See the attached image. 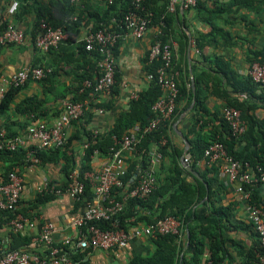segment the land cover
<instances>
[{
    "label": "trees",
    "instance_id": "1",
    "mask_svg": "<svg viewBox=\"0 0 264 264\" xmlns=\"http://www.w3.org/2000/svg\"><path fill=\"white\" fill-rule=\"evenodd\" d=\"M48 0L41 7V12L38 15V27L41 20L45 19L55 28L62 27L71 36V30L78 27L83 20L85 9L80 5L83 0ZM255 0H198L197 4L192 7L196 8L204 21L212 26L213 30L221 35V38L226 40V35H230L224 27L225 23L231 22L229 10L236 7L237 9L245 6H250ZM106 3V2H105ZM170 0H145L141 3L140 8L137 6L136 0H116L112 4H106V9L95 21L91 31L95 32L103 27L113 25L118 28V24L124 19L125 15L130 11H138L143 14H150V27H154L157 31L162 30V34H156L154 40L158 37L166 43H178V51L174 48V71L178 73L177 83L179 86V95L177 97V107L171 120H164L158 128L147 131L146 128L150 123L158 117V113L153 110V105L163 95V89L155 78L150 80L147 89L139 92L137 98L130 100L129 109L121 112L114 126L104 133L95 132L88 129L87 125L91 122L92 112L90 108L111 109L114 105L116 96L120 93V74L116 75V83L112 88L110 97L103 103L96 102L97 92L95 85L97 78L83 77L79 88L72 100L84 102L89 101V108L85 115L77 120H74L72 125H75L74 130L69 133V136L63 146L51 147L50 149L36 148L35 155L39 158V163L46 164H61V173L64 177L63 183L59 184L64 187L68 183L70 173L74 169H79L86 183V189L81 195V200L76 201L75 211H80L83 208L84 201L87 197H94L93 186L89 178L85 175L94 170L92 161L96 154L109 156L111 148L115 144L114 136L121 138L125 133H128L135 125L139 124L142 128L141 142L136 149L130 153L128 169L123 180L127 190H130L136 184L135 174L141 168H146L150 163V153L157 149L163 154V159L158 170V187L146 197H128L125 200L124 208L116 214L111 220L96 221L94 224L104 228H114L113 223H118L119 227L126 230L140 224L156 223L157 221L167 217L175 216L185 222L186 230L190 233V248L192 249L189 255H186L184 247L186 245V231L182 238L173 234H157L147 237L149 245L152 247L150 254L135 255L129 261V264H225L226 261H241L240 264H260L261 257L264 255V247L255 232L254 242L247 247L242 241L230 238L225 234L223 220L227 219L230 222L231 207L223 208V206L212 207L215 223L208 225L193 224L194 218L193 207L197 199H202L206 196L209 189V195L213 193L211 185L206 187L204 181L192 175L181 163L183 150L179 149L173 142L171 132L173 122L186 110L194 98V93L190 85L189 76L184 74L181 68L182 57L186 59L189 49V36L182 24L181 15L182 7L178 5L175 12L169 10ZM21 4L18 11L13 16L14 19L19 15ZM188 10V9H184ZM76 17V18H75ZM8 20H4V16H0V30L6 27ZM119 29V28H118ZM120 31H124L119 29ZM220 38V39H221ZM153 40V41H154ZM215 40V39H214ZM216 39L215 41H218ZM215 41H213L215 43ZM83 50L87 56H94L98 64L99 55L96 52L92 54L86 50L85 42L83 41ZM200 52L203 48V41L199 39ZM119 46H116L115 52ZM181 57H179V55ZM91 54V55H90ZM255 61L264 63V59L255 56L251 64ZM147 73H153L159 64L158 61L151 62L149 52L145 59ZM38 65V64H35ZM99 76V75H98ZM252 84L255 86L251 89H246L241 92H246L251 98L261 100L263 104L248 101V99L240 100L237 97H232L227 90L214 89V92L223 98L226 103L221 109L211 111L205 103L204 98L199 90L200 82H197V103L194 107L193 123L191 132L194 133V143L189 153L192 158V166L197 168L198 163L202 162L205 157L206 148L215 141L222 142L228 153L239 160L245 167L253 171L255 176H258L260 169L264 171V117H260L256 110L258 107L264 108V88L254 82L249 74ZM47 78V77H46ZM34 80L43 81L45 80ZM86 80L92 81V86H86ZM27 84V83H26ZM24 86V85H23ZM23 86L12 85L5 93L0 103V115L6 113L14 99L17 97ZM256 87L262 88L263 94H256ZM33 98V97H32ZM18 104V113L35 112L32 108L33 99ZM182 103H185L182 105ZM234 106L238 108L243 119L246 121V132L242 136L234 134L232 128L227 123L223 115L225 106ZM62 112V111H61ZM8 136L14 137L20 133L13 132L9 127ZM87 144V146H86ZM83 146L84 154L81 158L76 153V147ZM0 159L6 162L5 172L2 177L8 180L10 172L17 166L28 168L32 161L28 157L27 149L20 148L12 151L9 149H0ZM167 160L172 161L170 172H164ZM162 172L160 173V171ZM205 171L213 172L218 175L219 170L216 165L205 166ZM192 176V179H190ZM194 181L197 183H194ZM59 182V181H57ZM246 189L252 191L250 205H257L264 209V188L262 182H252L245 184ZM56 194L51 192L37 193V195L28 201L21 199L16 212H20L25 216L33 218L37 213L35 210L45 205L47 202L56 198ZM118 198H122L118 194ZM15 213L13 211L0 210V221L2 223L9 222ZM0 222V223H1ZM252 226V224L250 223ZM253 228V226H252ZM254 229V228H253ZM87 231V227H83ZM255 231V230H254ZM32 237L23 232L13 230L12 240L8 244L10 249H18L30 245ZM64 252L68 253L74 262L86 261L87 251L72 249L71 244L59 243ZM208 252L207 260L204 261V255ZM87 264V262H86Z\"/></svg>",
    "mask_w": 264,
    "mask_h": 264
},
{
    "label": "crops",
    "instance_id": "2",
    "mask_svg": "<svg viewBox=\"0 0 264 264\" xmlns=\"http://www.w3.org/2000/svg\"><path fill=\"white\" fill-rule=\"evenodd\" d=\"M11 2L12 0H0V16H7V8ZM47 2L48 0H20L19 15L15 19L13 16L9 19L24 29L27 37L24 44H11L0 50V88L4 87L7 92L12 86L10 79L13 74L27 65L41 64L51 67L53 71L43 81L32 80L25 84L9 110L0 115V123L7 132H9L8 127L13 132L20 133L34 123L53 124L61 115L63 102L66 99H73L77 93L83 77L97 78L99 75V66L95 57L85 54L82 43L95 21L105 11V0H83L84 4L81 3L80 6L86 11L81 23L71 30V36L69 35L68 40L60 47L44 52L36 48L35 36L38 31L37 19L41 12L40 9ZM181 12V21L192 47L190 51L188 49L186 59L182 57L180 66L184 74L189 76L194 93L192 103L173 122L171 132L174 144L183 150L180 159L183 165V158L189 153L194 143L191 126L194 120V107L197 103V82L201 81L199 90L211 111L221 109L226 103L214 92V89L227 90L232 97H237L240 100L248 99V101L263 104L261 100H255L248 93L241 91L254 86L249 76L253 57L259 56L264 59V0H255L250 6L239 9L234 7L229 10L231 22L224 25L225 29L230 32V35H226V40L221 38V35L203 20L196 8ZM157 32L154 27H150L144 37L138 38L126 31L116 51L120 74V93L116 96L111 109L90 108L92 120L87 125L88 129L100 133L108 131L114 126L117 116L129 109L132 92H141L148 88L150 79L147 76L145 59ZM199 39H202L204 43L200 53L197 52L200 48ZM214 39L219 40L215 41ZM174 48L178 51L177 42H174ZM90 53L92 54V52ZM177 55L181 57L178 52ZM256 94H263L262 88L256 87ZM109 97L110 94L97 93L96 102L103 103ZM30 98L33 99L32 108L34 107L36 111L25 114L18 113L17 105L25 102L26 99L30 100ZM86 101L89 103L88 100ZM100 109L103 111L101 112ZM256 112L260 117H264L263 107H258ZM74 127L75 125H72L71 131L74 130ZM76 153L81 158V155L84 154V147L77 146ZM125 158L129 162L130 153H125ZM107 159L108 156L96 154L92 161L94 170L89 172V175L97 171ZM172 166V161L167 160L164 172L171 173ZM5 167L6 162L0 159V176L5 172ZM17 167L23 173L26 182V189L22 196L24 201L32 200L37 195V187L43 182L50 180L61 184L64 181L61 164H37L32 168ZM194 169L199 176L190 173L204 181L207 189L211 185L213 193L210 197L208 189L204 198L196 200L193 207L196 221L194 219L193 224L215 223L216 218L212 209L214 205L216 207L223 206L224 209L231 207L230 222L227 219L223 220L224 227L220 229L224 230L230 238L242 241L247 247L251 246L254 242L255 231L249 221V203L239 199L236 184L222 174L215 175L213 172L205 171L203 164H199ZM194 183L196 182L194 181ZM93 199L94 197H87L82 209L93 202ZM75 206L76 201L70 194L64 193L56 196L55 199L35 210L37 214L33 218L41 216L42 218L38 219L34 229L26 231L25 234L36 236L41 233L42 225L46 221H53L57 227L54 236L56 241H63L66 237L76 235L77 231L69 224L71 215L76 213ZM12 235L13 229L7 223L1 222L0 241L9 244ZM185 240L183 255L184 253L189 255L192 249L190 248L188 230H186ZM27 248L37 254H44L46 250L42 244L28 245ZM151 251L152 247L147 238H134L127 247L92 251L87 253L86 261L74 262V264H86V262L87 264H129V260L135 255H147ZM207 256L208 252L206 251L203 258L205 262ZM240 263L241 261L225 262V264Z\"/></svg>",
    "mask_w": 264,
    "mask_h": 264
},
{
    "label": "built area",
    "instance_id": "3",
    "mask_svg": "<svg viewBox=\"0 0 264 264\" xmlns=\"http://www.w3.org/2000/svg\"><path fill=\"white\" fill-rule=\"evenodd\" d=\"M116 0H105L106 4H112ZM145 0H136L138 8ZM229 1V0H220ZM198 0H170L169 10L175 12L178 5L183 9H190L197 4ZM20 0H12L7 8V16L10 19L18 11ZM76 18V17H75ZM151 16L138 11H130L118 24L120 31L113 25L103 27L95 32L89 31L84 38L86 50L96 52L99 55V76L96 80L95 91L97 93L110 94L116 83L118 64L115 48L124 38L127 32H131L138 38H142L150 29ZM1 26V24H0ZM162 34V30H158ZM26 31L15 25L10 20L0 30V50L11 44H24ZM69 38V33L62 27L55 28L45 19L41 20L35 36L37 49L47 52L60 47ZM200 53V50H197ZM174 45L164 42L161 37L156 38L149 49L151 62L158 61L156 71L148 73L150 80L157 79L163 89V95L153 105V110L158 113L146 128L152 131L164 120H171L177 107L179 86L177 83L178 73L174 71ZM52 68L45 65H27L19 69L10 79L11 85L23 86L32 80H41L52 73ZM249 74L254 82L264 88V63L255 61L251 64ZM86 86H92V81H86ZM6 93L4 87L0 88V103ZM139 91L132 92L131 99L137 98ZM89 108L88 102H79L66 99L63 102L62 112L53 123L38 122L30 125L23 133L9 137L6 128L0 123V149L12 151L20 148L27 149L32 168L39 163L36 157V148L50 149L51 147L63 146L69 136L74 120L83 117ZM102 112L103 109H100ZM223 115L232 128L234 134L242 136L246 132V121L241 111L234 106H225ZM142 128L135 125L121 138L114 136L115 144L105 163L91 175L87 173L94 190V201L71 215L69 224L77 231L74 236L66 237L63 241L55 240L57 227L53 221H46L42 225L41 233L32 237L30 245L45 246L44 254H37L24 246L18 249H10L8 244L0 241V264H74L68 253L64 252L59 243L71 244L72 249L87 251L111 250L127 247L134 238H147L157 234H173L182 238L186 231L185 222L175 216H167L156 223L140 224L129 230L119 227L114 222V228L104 229L94 222L111 220L124 208L128 197H146L158 187V170L163 159V154L157 149L150 153V163L146 168H140L136 177V184L127 190L123 176L128 169V160L125 153H132L141 142ZM87 146V144H86ZM193 158L190 154L184 156V162L192 165ZM216 165L219 174L227 177L236 184V192L239 199L249 203L252 191L246 189L245 184L262 182L264 188V171L260 169L255 176L249 166L245 167L239 160L232 157L225 145L220 141L211 143L205 150L204 160L198 165ZM26 189V182L19 167H15L9 174L8 180L0 176V210L13 211L15 216L7 224L16 232L25 233L36 227L38 219L31 218L20 212H16ZM86 189V183L79 169H74L69 176L68 183L64 187L58 183L47 180L37 187V193L51 192L58 195L68 193L75 201H80L81 195ZM118 194L122 198H118ZM249 221L264 247V209L257 205L248 206ZM87 227V231L83 230ZM209 261L207 264H210ZM260 264H264V255Z\"/></svg>",
    "mask_w": 264,
    "mask_h": 264
},
{
    "label": "water",
    "instance_id": "4",
    "mask_svg": "<svg viewBox=\"0 0 264 264\" xmlns=\"http://www.w3.org/2000/svg\"><path fill=\"white\" fill-rule=\"evenodd\" d=\"M182 10H184V9L182 8ZM191 47H192V43L189 44V51L191 50ZM194 90H195V85H194ZM183 166H184L189 172H191V173H193V174L199 176L198 172L194 169V167H193L192 165L187 164L186 162H184V158H183ZM138 171H139V170H138ZM137 174H138V173H137ZM137 174H135L134 178L137 177Z\"/></svg>",
    "mask_w": 264,
    "mask_h": 264
}]
</instances>
